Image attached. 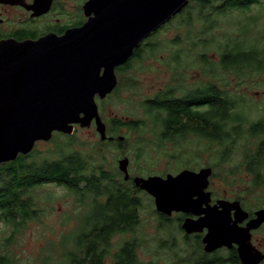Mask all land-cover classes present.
<instances>
[{
    "label": "water",
    "instance_id": "95a60500",
    "mask_svg": "<svg viewBox=\"0 0 264 264\" xmlns=\"http://www.w3.org/2000/svg\"><path fill=\"white\" fill-rule=\"evenodd\" d=\"M189 3L190 0H89L83 7L87 21L63 36L50 34L36 41L1 42L0 165L30 154L37 143L51 141L54 133L72 135L75 125L87 128L93 120L105 140L106 127L96 95L104 99L111 94L118 85L115 68ZM50 6L48 0L41 12H47ZM128 164L127 157L118 162L126 181L131 177ZM211 176V168L199 172L185 169L166 177L137 176L134 183L154 199L159 212L171 215L195 212L209 202L210 193L205 190ZM219 204L221 211L205 210L207 215L192 226L194 230L198 224L199 228H209L204 240L208 252L228 242L231 211H240L238 202ZM256 216L254 228L264 222V209ZM190 227L187 223L186 228Z\"/></svg>",
    "mask_w": 264,
    "mask_h": 264
},
{
    "label": "flooded vegetation",
    "instance_id": "af4514ba",
    "mask_svg": "<svg viewBox=\"0 0 264 264\" xmlns=\"http://www.w3.org/2000/svg\"><path fill=\"white\" fill-rule=\"evenodd\" d=\"M39 1L41 3L38 5ZM88 1L51 0L50 9L47 12H41L46 7L48 0H0V44L7 40H15L17 42L36 41L50 34L63 36L67 30L79 28L87 21L83 7ZM76 5L77 13L73 14L72 12ZM162 29L145 39L124 64L115 68L118 82L116 89L104 99L96 95L99 115L106 127L105 140H102L101 135L97 132L95 120L87 128L95 127L100 144L121 149L119 160L125 157L129 158L126 155V146L134 138V135L142 125L135 119L130 121L128 119L123 120L116 115H109L106 118V111L113 110L104 108L103 102L111 99L118 93L121 82L130 83L136 80L138 62L144 58L145 51L151 50V46L154 44L153 40L156 39ZM190 50L191 48L188 51L184 50V54L187 55ZM192 53L193 51L191 50ZM231 55L233 56V54ZM195 58L200 59L202 66L205 65L206 68H210L209 75H204L202 70H200L196 76L191 78L190 82L187 77L190 69H185L182 78L184 85L180 89L174 87L166 88L170 91L169 96H166L169 102L170 98L189 102V107L184 106L179 111H191L198 114L210 111L213 114L219 110L217 107L218 92L222 90L226 95H230L234 87L230 88L232 82L229 79L220 80L217 77L218 63L204 59L203 53L197 54ZM258 59L260 61L258 62L259 66L263 67L264 56L258 55ZM103 73L104 69L101 71V74ZM262 83L264 85V79ZM166 89L164 90L167 91ZM171 89L174 90L171 92ZM244 89L247 90L248 87H244ZM244 89L241 95L238 94L239 98L249 95ZM157 93L149 99L154 101ZM203 95H209L210 101L204 100V103ZM144 103L141 111H171L170 108H146ZM234 113L237 123L229 125V129L238 127L237 137H240V139L236 140L234 144L237 146L236 149L242 147L244 153H239L241 155L240 166L235 169L238 172H232L230 175L236 178L238 174L241 176L244 174L247 184L231 181L230 186L225 181L219 192L218 181L222 179L219 178L222 171L218 172L219 166L214 161V164L211 163L212 165H204V167L196 169V172H199L204 168H211L212 176L209 179L208 188L205 190L206 193H210V200L202 204L195 212L181 211L173 212L171 215L159 212L154 199L148 194L152 200V204H150L146 214L142 210V204L127 205L124 209L119 208L120 214L123 213L127 218L123 219L118 214L119 219L116 226L122 227L123 230L122 233L114 236L112 255L110 256L105 253L102 264H264V222H261L255 228L252 226L253 221L256 220L257 213L264 209V201H260L258 204L246 203L242 196L246 194V196H251L264 191V155L256 161V154H258L259 148L264 147V111H251V113L234 111ZM147 117L150 122H154L152 118ZM78 127L80 125H75V131ZM123 130H129L133 135L128 138V135L122 134ZM194 131L197 133V130ZM185 134H182V138H179V140L184 141L187 137H190L194 138L193 141H201L203 144V140L198 135L191 132ZM221 134L225 135L226 133H220V130H218L214 131V135L212 136L214 141L212 143L214 149H216V154L219 153L218 142L220 141ZM158 136L159 134L156 133V138ZM138 141H142L140 137L134 142L138 143ZM169 142H175V139ZM234 152L235 149H231V153L234 154ZM233 154L228 157L231 161L234 158ZM218 156H215L216 161L218 160ZM130 166L131 161L129 158L128 171L131 177L127 181L124 179L125 176L119 168L118 171L122 175L123 180L134 183V178L139 175H133L134 173L130 170ZM167 174L169 173H166L162 177H166ZM149 176L142 174L139 177L147 178ZM255 189L257 190L255 191ZM220 201H229L232 204L238 202L240 211L236 209L231 211L230 228L232 229L230 231L231 235L227 237L228 242L216 250L208 252L204 240L209 233V228L207 226L199 228L200 224H198L195 225L197 228L195 227L194 230L192 226L207 215L205 210L216 209L217 212L221 211ZM187 223L190 224V228H186Z\"/></svg>",
    "mask_w": 264,
    "mask_h": 264
},
{
    "label": "rangeland",
    "instance_id": "374dc122",
    "mask_svg": "<svg viewBox=\"0 0 264 264\" xmlns=\"http://www.w3.org/2000/svg\"><path fill=\"white\" fill-rule=\"evenodd\" d=\"M190 2L189 7L187 6L164 25L162 27L164 29L161 28L160 34L153 40L154 44H152L151 50L145 51L144 58L138 62L136 80L130 83L121 82L118 93L103 102L104 108L113 110L106 111V118L109 115H116L123 120L135 119L142 122L140 124L142 126L126 146V155L130 158V170L133 171V175L142 176V173L145 176H163L166 173L175 175L185 169L196 171L204 165L214 163L215 156L219 155V153L216 154V149L209 152V147L203 146L201 141H193L194 138L187 137L184 141L165 142L164 145L156 146V143H159L156 138L157 128L154 127L153 123L155 122L148 120L146 112L141 111L143 103L152 95L168 87L180 89L184 85L182 78L185 69H190L187 76L190 82L191 78L196 76L200 70L204 75H209L210 68L202 66L200 59L195 58L199 53H203L204 59L219 64L220 54H223L226 49L242 53L249 50L248 48L252 44L254 46L250 49L256 51L259 50L260 45L264 46V40L261 42V39L264 38V0L246 12L234 11L217 20L210 19L213 20L215 27L211 26V22L199 21L196 17V8L198 9L194 3L196 0H190ZM72 13H77V5ZM243 28H247L250 34L245 32L246 35H243L240 32V29ZM230 35L236 36V39L241 42L231 40L227 43L229 47L225 48L227 44H224ZM190 48L193 53L191 54L190 50L185 55L184 50L188 51ZM240 57L244 58V55L242 54ZM245 65L248 67L250 61ZM254 69L256 68L252 66L242 75H236L235 70L225 72L218 66L216 73L220 80L229 79L233 83L230 84V88L234 87L233 95H241L244 87H248L247 90L244 89L249 93L244 97L246 104L241 105L242 108H245L244 111L249 113L264 111V85L262 83L264 71L260 74L256 73ZM122 134L128 135V138L133 135L129 130H123ZM57 136L49 142L37 143L36 149L46 156L56 158L59 147L65 145L64 149L66 150L69 147L68 142L72 140L68 150H77L94 156L93 163L95 164L101 160V156L96 154L100 143L95 127L85 129L78 127L72 135L59 136L63 142L55 140ZM139 137L140 140H143L142 144L149 146L139 147V141L138 143L134 142ZM121 151L115 147L105 148L102 162L105 163L106 169L110 171L118 169L117 160L120 159ZM239 153H244L242 147L235 150L232 161L229 158L225 160L222 167L224 172L219 176L222 179L218 181L219 192L225 181L230 186L231 181L247 184L244 174L242 176L238 174L236 178L230 175L232 172H238L235 169L240 166L241 155ZM218 172H220V168ZM32 194L34 198L40 200L41 206L46 207L45 212L41 215V221H31L19 231L11 226L0 225V247L14 255L18 264H58L57 258L63 247L62 239L75 229V218L79 212H84V209L76 205L75 198L67 189L55 184L34 189ZM246 195H242L246 203L258 204V202L264 201V191L251 196ZM141 200L142 210L146 214L152 200L147 194H142ZM9 237L12 238L11 243H5L4 240Z\"/></svg>",
    "mask_w": 264,
    "mask_h": 264
},
{
    "label": "trees",
    "instance_id": "16d2710c",
    "mask_svg": "<svg viewBox=\"0 0 264 264\" xmlns=\"http://www.w3.org/2000/svg\"><path fill=\"white\" fill-rule=\"evenodd\" d=\"M194 3L199 9L194 7L197 10V19L211 22V26L215 27L213 20L228 16L234 11L246 12L251 6L261 4V0H196ZM240 32L243 35H246L245 32L250 34L247 28L240 29ZM231 40L241 42L236 39V36L230 35L224 45ZM263 40L264 38L261 42ZM253 46L254 44L250 47L253 48ZM228 47L229 44L225 46V48ZM250 47L242 53L226 49L223 54H220L219 69L225 72L235 70L240 72H235L236 75H242L253 66L256 68L254 69L256 73L261 74L264 68L258 64L260 62L258 55L264 56V46H259L260 52ZM242 54L244 58L240 57ZM249 60L250 65L247 67L245 64ZM166 90L157 93L154 101L149 99L144 103L146 108L171 109V111H146L147 116L154 120L156 133L159 134L157 137L159 143H156V146L164 145L165 142L174 139L177 142L179 138H182V134L191 132L203 140V146L209 147L210 152L214 150L212 139L214 131L220 130V133L226 134L220 135L219 156L215 164L217 163L220 170L224 172L221 168L225 160L233 154L231 149L236 150L237 146L234 142L240 139L237 137L238 127L229 129V125L237 123L234 111H244L245 108H242L241 104H246V100L237 97L238 95H226L221 90L217 95L219 110L213 114L210 111L198 114L191 111H179L184 106L189 107V102L173 98H170L169 102L166 95L169 96L170 91ZM173 90L171 89V92ZM204 100L210 101L209 95H203V102ZM138 123L142 124L141 121ZM194 130H197V133ZM57 135H54V137L57 136L55 140L58 139L60 142L63 141L59 136H67L61 133ZM71 142L72 140L68 142L69 147ZM142 142L143 140L139 142V147L149 146ZM64 146L59 147L56 158L46 156L35 147L30 154L19 155L17 160L0 165V225L11 226L19 231L31 221H41V215L46 207L41 206L40 200L34 198L32 191L48 184L63 187L75 198L76 205L84 209V212H79L76 216L75 229L63 237L61 242L63 247L57 258L58 264H89V262L102 264L105 253L112 255L114 236L122 233L123 230L122 227L116 226L118 214L123 219L127 218L123 213L120 214L119 208L124 209L127 205L134 206V204L141 205V195L146 193L136 188L134 183L123 180L118 169L110 171L105 168V163L102 162L104 150L111 146L99 145L100 148L96 154L101 156V160L97 164L93 163L94 156L77 150H68L69 147L65 150ZM261 148L256 154V161L264 155V149ZM11 241V237L4 240L8 244ZM0 264H18V261L14 255L0 247Z\"/></svg>",
    "mask_w": 264,
    "mask_h": 264
}]
</instances>
